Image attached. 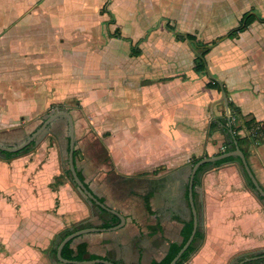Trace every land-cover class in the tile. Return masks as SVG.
Instances as JSON below:
<instances>
[{
    "label": "crops",
    "instance_id": "obj_1",
    "mask_svg": "<svg viewBox=\"0 0 264 264\" xmlns=\"http://www.w3.org/2000/svg\"><path fill=\"white\" fill-rule=\"evenodd\" d=\"M182 1L184 10L194 7V0ZM117 2L102 0L89 8L93 11L98 8L103 20L115 27L111 36L127 41L131 47L125 54L117 53L119 64L114 67L103 65L104 72L98 78V84H91V90L102 86L101 80L105 81L107 76L105 72L110 71L107 69H114L111 74L116 85H145L144 90L152 87L157 93H152V98L131 97L128 101L111 103L100 99L106 93V87L102 86L103 90L97 91L98 97L90 100L85 98L83 91L71 92L82 83L74 85L66 79L68 74L63 73L61 78L56 72L34 66V62L27 63L24 57L20 59L21 63L16 65L14 62L7 67L2 60L0 78L5 76L8 83L0 86V142L17 145L35 131L43 122V114L52 106L72 107L77 170L93 193L126 219L121 228L79 236L72 246L87 242L91 254L114 262L153 264L164 258L172 242L182 243L183 233L191 231L193 216L186 198L192 167L190 160L193 156L215 155L225 148L226 132L219 129L209 134V125L215 118L226 117V112L219 100L218 89L206 86L209 79H204L203 75L211 78L208 72L194 69L196 52L192 57V51L169 50L171 54L158 61L162 56L152 49L154 32L165 26L170 33L168 20L165 23L162 20L170 16L162 15L158 26L146 35L143 32L147 29L133 37L126 35L121 26V18L113 8ZM138 3L139 0H134L130 8L136 9ZM70 7L84 11L88 8L87 0H0V35L19 23L18 19L23 16L34 15L39 21L41 17L47 21L53 18L58 24L69 21L64 9ZM95 14L89 12L87 15L90 42L95 40L94 36H101L96 33L97 24L98 28L100 24L94 22ZM80 18L85 24L84 13ZM16 30V37H19L24 27ZM170 34L180 44L190 43L177 39L174 31ZM18 41L21 45L24 42ZM190 47L193 49L191 44ZM91 49L93 55L99 54L103 60L110 58L106 51ZM210 52L212 50L206 57ZM185 56L189 59L191 56L189 69L176 71V67H167V58L184 59ZM258 57L259 63L249 60L245 67L232 68L223 57L209 55L207 64L243 114H251L262 121L264 53ZM240 71L243 75L239 83L233 73ZM175 78L183 80V97L176 105L168 99V94L164 95L168 82ZM188 82L192 84L186 85ZM160 88L162 92H159ZM75 97L77 104L69 102ZM171 102L181 108L191 106L193 110L184 108L179 113L173 112ZM206 105L212 111L205 118L203 135ZM25 122L29 124L25 125ZM68 135L67 121L61 117L47 128L34 146L19 156L6 159L0 153V264H63L56 256L52 258L48 254L57 234L66 228L73 230V225L82 221L88 228L102 227L105 221L113 219L85 202L63 175L68 167ZM246 150L249 165L264 188V143L246 146ZM155 169L159 172L153 173ZM58 177H61L59 183ZM194 192L200 225L206 237L187 264H237L243 257L264 253V207L247 184L240 161L204 171ZM255 262L264 264V258L247 263Z\"/></svg>",
    "mask_w": 264,
    "mask_h": 264
},
{
    "label": "rangeland",
    "instance_id": "obj_2",
    "mask_svg": "<svg viewBox=\"0 0 264 264\" xmlns=\"http://www.w3.org/2000/svg\"><path fill=\"white\" fill-rule=\"evenodd\" d=\"M117 1V4L115 6L113 5V8H115L117 15L121 18V26L126 35L133 37H136L139 32L147 29V32H143L146 35V33L159 25L160 18L164 14L170 17L162 18L164 20L163 23L168 20L175 25L176 30L197 33V37L204 41H211L237 26L239 18L246 10H253L257 14L264 16V0H194V7H191L189 10L183 9L184 2L182 0H139L138 7L134 10L130 8L134 0ZM98 2H102V0H87L88 8H91L93 4ZM85 6L87 7V5ZM88 8H85L84 11L82 9H73L72 7L65 8L64 10L67 12L66 15H68L67 19L69 18V21H64L59 24L53 18L47 21L41 17L42 20L39 21V17L37 18L34 15H31L33 17H20L18 19L19 23L0 35V61L3 60V65L7 67L14 62L16 65L21 63L24 57L27 63L29 61L34 62V66L43 67L45 71L49 69L51 72H56L55 74L61 78L63 73L68 74V76H65L66 79L72 81L74 85L78 82L82 83L79 86L80 88H74L71 92L83 91L82 93L85 94V98L90 100L98 97L97 91L101 92L103 90L102 86L106 87V93L105 95H101L100 99H105L111 103L128 101L131 97L137 99L152 98V93H157V90L152 87L147 91L144 90L145 85H139L138 83L137 86L127 87L116 85L114 77L111 74L112 71L114 72V69H107L110 71L105 72L107 76L104 77L105 81L101 80L102 86L99 89L91 90V84H98V78L100 79L104 72L103 65L114 67L119 64V58L116 57L117 53L122 52V54H125L129 51L131 45L127 41L111 36L115 27L103 20L100 13L98 14V8L95 11ZM89 12L96 13V20L94 22L97 21L100 24L99 28L97 24L96 33L98 35L101 34V36H94L95 40L93 42H90V38L87 37L89 35V23L87 22ZM83 13L85 15V24L80 18ZM171 17L177 19L175 20ZM18 24L22 26H17ZM19 27H24V31H20V36L16 37L18 33L16 29ZM163 27L165 28V26ZM163 27L154 32L155 39L152 42L153 48L150 43V46L148 45L152 49L159 51L158 54L162 57H158V61L161 58L165 60L166 55L171 54L169 50L182 51L184 49L186 51H192V57L195 55V51L190 47L188 41H185L184 44L176 42L174 36L170 34L173 30H170L171 32L169 33L167 28L164 29ZM58 34L62 35V40V37ZM18 38L24 41L22 45L19 43L18 40L20 39ZM85 38L89 40L85 41ZM76 41L78 43H75ZM182 45H185V47ZM186 45H189V47ZM91 48H99L102 51H106V55L110 58L107 57L103 60L99 54L94 53L95 55H93L89 51L92 50ZM210 50H212V53L210 52L211 54H208L206 58L209 55H213L214 58L217 56L223 57L224 62L228 63L232 68L239 66L245 67V62L249 60L253 61L254 64L259 63L260 57L258 56L264 53V22H258L256 20V22L250 25L248 30L242 31L238 36L219 39ZM167 61H169V64L166 63L167 67H176V71L187 70L191 65V56L190 59L189 56H185L184 59H178L176 57L167 58ZM190 70L195 72L192 68ZM233 75L235 78L238 77L239 83L242 81L241 76L243 74H241V71L239 73H233ZM203 78L209 79L208 75H203ZM7 80L5 76L0 78V86L7 84ZM103 83L105 84L103 85ZM168 83L164 95L168 94V99L174 101L176 105V101L183 97L181 92L183 80L181 78H175ZM107 84H109V87ZM190 84L192 83L188 82L186 85ZM159 92H162L161 88ZM218 97L219 99L221 98V92H219ZM162 98L165 99L166 97ZM220 101L223 102L222 100ZM69 102L76 103L77 98L75 97ZM206 107L207 109L204 110L206 114L204 113L205 117L203 118V135L206 130L205 118L212 111L210 106L206 105ZM184 108L186 110H193L191 106L181 108V106H174L172 102L170 104V109L173 112L177 111L179 113L180 110H185ZM49 114L50 111H46L42 119L44 120ZM112 116L115 117L114 114ZM21 122L24 123L23 121ZM28 124L29 122H25V125ZM259 201L264 207V201L260 199ZM253 264L258 263L255 262Z\"/></svg>",
    "mask_w": 264,
    "mask_h": 264
},
{
    "label": "trees",
    "instance_id": "obj_3",
    "mask_svg": "<svg viewBox=\"0 0 264 264\" xmlns=\"http://www.w3.org/2000/svg\"><path fill=\"white\" fill-rule=\"evenodd\" d=\"M256 20L264 21V16L257 14L253 10H246L242 13L241 17L239 18V22H238L237 26L229 29L225 34L219 35L218 37L212 39L211 41H204V40L199 39L197 37V34L194 32H190V31L183 32V31L176 30L175 25L171 24L170 22H167V27L174 31L177 39L189 40L191 42V46L193 47V49L196 52V55L194 57V63H195L194 69L198 72H206L207 73L206 54L209 52V50L212 48V46H214L218 42V40L221 38L238 36L242 31H245L246 29H248L250 27V25ZM206 86L214 87V88L218 89L219 92H221V90H222L221 83L218 80H216L215 78H209V80L206 82ZM223 86H224L225 90L227 91L226 86L225 85H223ZM229 107H230V111H231V125H229V122L227 120V116L223 117V118H215L211 121V123L209 125V134L220 129V130H223L224 132H226V134L228 136L224 150L217 152L215 155H219V154H222L225 152L235 150L236 147L239 146L240 149L247 156L248 151L246 150V146L261 145L264 143V120H262V121L257 120L256 117L251 115V114H243L240 107L235 105L234 102L230 98H229ZM62 109H68L69 111L71 110V109L67 108L66 106H62V104H59V106H52L48 111H50V114H51V113H54V112H56L58 110H62ZM67 124H68V122H67ZM230 129H231V131H230ZM69 140L70 139H69V135H68V137H67L66 165L68 164ZM36 141L37 140L33 141L30 145H28L23 150H20L18 152L0 151V153L3 154L6 159H12V158L19 156L21 153L29 150L32 146H34L36 144ZM74 156H75V160H76V158L78 157V150L77 149H75V151H74ZM201 158H203V157L193 156L192 159L190 160V164L194 165ZM234 161L239 162L240 159L238 157L231 156V157H227V158L218 160V161L213 162V163H206V164L200 166L196 172L195 177H194V189L197 185H199L201 183V175L204 173V171L210 169L211 167H218L224 163L234 162ZM158 172H159V169L153 170V173H158ZM244 174H245L247 184L251 187V189L253 191H255L254 185L251 182L250 178L247 176V174L245 172H244ZM63 175L67 179H69L71 181V183L73 184V186L80 192V194H81V196L85 202H87L91 206H93L99 213L105 214V215H110L113 218V219L105 221L102 224V228H109V227L117 225L120 222V219L117 216L112 215L111 213H109L105 209L100 208L95 203L91 202L88 198L84 197V195L81 193L79 187L77 186V184L75 183V181L73 179V176H72L71 171L69 169V165H68L67 169L63 172ZM78 175L81 178V180L84 181V177L82 176V174L79 171H78ZM56 181H57V183H59L61 181V177H58L56 179ZM86 186H87V184H86ZM188 188H189V183H187V186H186V198H187V200L189 199L188 198V194H189ZM195 194L196 193L194 192V198L196 196ZM257 197L260 200H263V197H261L259 194H257ZM99 200L101 202H103L102 198H99ZM190 224H192L191 231L183 233L182 243L172 242L170 244L169 250L166 253V255L164 256V258L160 261H155L153 264H169L173 260V258L180 251L183 244L190 237V234H191L192 229H193V218H191ZM73 227H74L73 230H71L70 228H66L55 236V238L53 240V247L49 250V253H48L49 257L54 258L56 256L58 245H59L60 241L63 240L64 237H66L68 234H70L71 232H73L75 230L85 228L86 227L85 221L79 222L78 224L73 225ZM205 237H206V235H205V231L203 229V226H201L199 224V227H198V230L196 232V235L194 237L193 242L188 247V249L182 254L181 258L177 261L176 264H187L191 260L193 254H195L200 249L201 245L205 241ZM73 241L74 240L69 241L63 247L62 256L65 259L78 260V261L88 260V259H97V258L108 259L106 257H101V256L96 255V254H91L88 250V243L87 242H81V243L77 244L75 247H73L72 246ZM261 254H264V253L263 252L257 253L253 256H258ZM244 258H247V256L241 258L239 261L243 260ZM108 260H110V259H108Z\"/></svg>",
    "mask_w": 264,
    "mask_h": 264
},
{
    "label": "water",
    "instance_id": "obj_4",
    "mask_svg": "<svg viewBox=\"0 0 264 264\" xmlns=\"http://www.w3.org/2000/svg\"><path fill=\"white\" fill-rule=\"evenodd\" d=\"M190 44H191V42H190ZM206 69H207L209 76L211 78H215V76L213 75V73H212V71H211V69L207 63H206ZM215 79L221 83L222 90H221V98L219 100H222L224 102L227 120L229 122V125H231V111H230V107H229V97H228L227 91L225 90L222 81L220 79H217V78H215ZM213 114H215V112H213ZM61 117H64L68 122V134H69V139H70L69 140V152H68V165H69V169L71 171V174L73 176L75 183L79 187V189H80L81 193L84 195V197L88 198L91 202L95 203L100 208H103L106 211L118 216L120 219V223L117 224L116 226L109 227V228L88 227V228H81V229H78V230L71 232L66 237H64L63 240H61V242L59 243L58 248H57V252H56V258L60 263H63V264H121V263H117V262H114L112 260L103 259V258L78 261V260H68L62 256L63 247L69 241L75 240V238H77L79 236H82L84 234L94 232V231L117 230V229L121 228L126 222L125 217L121 213H119L115 209L110 208L104 202H101L99 200V198L93 193V191L89 187L86 186L85 181L81 180V178L79 177L78 170L76 167V160H75V156H74L75 144H76V134H75L76 126H75L74 117L69 110L62 109V110H58L54 113H51L48 117H46L43 120V122L40 124V126L34 132H32L25 140H23L22 142H20L17 145L10 146V145H6V144L0 142V151L18 152L20 150H23L25 147L30 145L33 141L37 140L47 130V128L51 124H53L57 119H59ZM230 131H231V129H230ZM231 156H235V157H238L240 159L241 168L244 170V172L247 174V176L250 178L251 182L253 183L254 188H255V193L259 194L261 197H263V201H264V188L260 184V182L258 181V179L255 176L252 168L250 167L249 162L247 160V156L240 149L239 146H237L235 150H232L229 152H225V153H222L219 155H212V156H207V157L201 158L198 162H196L194 165H192L190 177H189L188 198H189V203L191 206L192 216H193V229H192V232H191L188 240L183 244L180 251L177 253V255L173 258V260L169 264H176L177 261L181 258L182 254L188 249V247L191 245V243L194 240V237L196 235V232H197L199 224H200L199 214H198V211H197V208L195 205V199H194V177L196 175L198 168L200 166L206 164V163H213V162H216L218 160H221V159H224L227 157H231ZM262 258H264V255L251 256V257L244 258L243 260L239 261L237 264H245L247 262H253L255 260L262 259Z\"/></svg>",
    "mask_w": 264,
    "mask_h": 264
},
{
    "label": "built area",
    "instance_id": "obj_5",
    "mask_svg": "<svg viewBox=\"0 0 264 264\" xmlns=\"http://www.w3.org/2000/svg\"><path fill=\"white\" fill-rule=\"evenodd\" d=\"M223 150H224V148H223Z\"/></svg>",
    "mask_w": 264,
    "mask_h": 264
}]
</instances>
